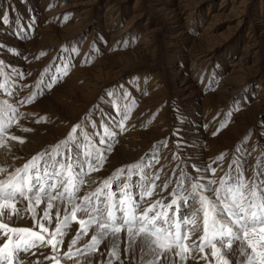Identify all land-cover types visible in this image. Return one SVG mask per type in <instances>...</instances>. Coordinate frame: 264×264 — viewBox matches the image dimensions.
<instances>
[{"label": "rangeland", "instance_id": "1", "mask_svg": "<svg viewBox=\"0 0 264 264\" xmlns=\"http://www.w3.org/2000/svg\"><path fill=\"white\" fill-rule=\"evenodd\" d=\"M0 15L9 18L8 24H0V71L10 77L8 84L15 82L11 90L16 98L37 93L34 102L17 105L0 90V99L24 114L8 131L23 143L8 139L0 147V166L9 171L22 166L81 123L98 147L105 126L117 132L104 167L85 177L81 195L117 168L142 159L153 161L152 175L159 174L149 203L170 202L179 173L196 175L191 165L212 164L217 170L210 178L219 180L239 157L245 179L253 169L264 172L258 162L264 157V0H0ZM66 63L68 75L40 95L37 82L43 77L47 83L50 75L59 78ZM5 80L0 75V83ZM125 93L127 100L121 99ZM125 105H131V114L120 132L114 121L122 112L116 107ZM89 119L96 121L94 129ZM220 154L223 160L212 163ZM197 207L189 201V219ZM31 225L26 216L13 226ZM188 227L189 244L199 243L202 213ZM78 228L70 223L61 255ZM124 249L121 233L120 259L134 264ZM108 250L107 242L101 244L104 255L97 253L93 264L108 259ZM32 252L21 255L25 264H53L45 260L52 254L50 247ZM186 264L205 262L197 257Z\"/></svg>", "mask_w": 264, "mask_h": 264}, {"label": "snow or ice", "instance_id": "2", "mask_svg": "<svg viewBox=\"0 0 264 264\" xmlns=\"http://www.w3.org/2000/svg\"><path fill=\"white\" fill-rule=\"evenodd\" d=\"M8 23V16L0 15V24ZM0 64H3L2 60ZM68 73L66 63L59 78L50 75L45 83L42 77L37 82L39 94L52 89ZM0 75L6 76L5 82L0 83V90L12 97L17 105L35 101L36 92L24 99L16 98L11 90L15 82L8 84L10 77L3 71ZM107 95L111 96L112 92ZM128 96L129 93H125L121 99L127 100ZM116 111L122 114L114 121L115 128L123 132L131 105H125L123 109L117 106ZM23 115L9 100L0 99V147L5 146L8 139L23 143L21 137L8 135L9 129L18 124V116ZM40 120H46V117ZM88 123L93 129L96 127L94 119H89ZM92 135L99 133L93 132ZM116 136V131L105 126L98 147L84 132V125L77 123L64 139L32 156L22 166L11 171L0 166V264H25L21 255H27L37 247L51 248L52 254L45 260L53 264H67L68 261L93 264L97 253L103 257L100 245L105 242L109 258L102 260L101 264H116L117 261L124 264L120 259L121 233L125 235L126 257L131 253L134 264H186L187 260L196 261L197 257L205 264H232L229 256L236 260V264H264V180L260 179L264 172L253 169L252 176L245 179L239 157L231 161L229 171L224 172L219 180L210 178L217 170L212 164L191 165L196 175L179 173L176 187L167 198L170 202L155 200L149 203L159 174L152 175L153 161L142 159L117 168L93 191L81 195L87 183L85 177L104 167L105 153L111 152V140ZM176 144L178 148L183 146L179 140ZM81 148L85 151H80ZM223 158L224 154H220L212 163ZM173 159L179 160L180 156L174 155ZM258 162L264 168V157ZM169 183L171 181L164 184L165 189ZM205 193H211V196ZM189 201L198 205L191 219L187 217ZM18 203L21 208L17 207ZM200 213L202 235L198 237L199 243L192 241L189 244L188 226L196 224ZM26 216L31 219V226H13ZM71 222L78 223L79 228L61 255V246ZM90 231V239L82 247H77Z\"/></svg>", "mask_w": 264, "mask_h": 264}, {"label": "bare ground", "instance_id": "3", "mask_svg": "<svg viewBox=\"0 0 264 264\" xmlns=\"http://www.w3.org/2000/svg\"><path fill=\"white\" fill-rule=\"evenodd\" d=\"M197 108V107H196ZM196 130V129H195ZM138 135V134H137Z\"/></svg>", "mask_w": 264, "mask_h": 264}]
</instances>
